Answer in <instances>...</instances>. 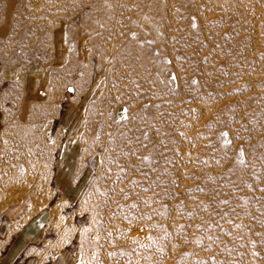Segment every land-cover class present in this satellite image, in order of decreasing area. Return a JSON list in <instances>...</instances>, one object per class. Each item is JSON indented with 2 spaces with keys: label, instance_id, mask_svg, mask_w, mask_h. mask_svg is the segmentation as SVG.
<instances>
[{
  "label": "rangeland",
  "instance_id": "obj_1",
  "mask_svg": "<svg viewBox=\"0 0 264 264\" xmlns=\"http://www.w3.org/2000/svg\"><path fill=\"white\" fill-rule=\"evenodd\" d=\"M84 1L0 0V62L27 80L12 190L35 208L61 162L73 233L55 250L46 207L32 264L101 262L90 214L113 191L108 264H264V0ZM112 53L143 61L115 68L127 91L105 110Z\"/></svg>",
  "mask_w": 264,
  "mask_h": 264
},
{
  "label": "crops",
  "instance_id": "obj_2",
  "mask_svg": "<svg viewBox=\"0 0 264 264\" xmlns=\"http://www.w3.org/2000/svg\"><path fill=\"white\" fill-rule=\"evenodd\" d=\"M26 86L27 80L23 75H19L12 66L0 62V264L33 263L34 259L26 254V245L33 242L31 239L33 232L31 235L28 232L29 229L39 228L46 207L49 209L48 226L56 233V244L53 248L57 250L73 236L71 227L62 223L65 219L61 215V210L65 206L66 199L59 183L64 180L61 162L57 161L55 168L54 179L57 182V191L49 187L44 190L43 199L36 202L35 208L30 192L23 191L17 194L12 190V182L18 179V163L12 154V149L17 147L18 142H24L25 145L30 140L21 126V108L19 110L17 108L18 102L24 99ZM28 128L32 131L31 126ZM58 129L53 130L51 138L58 133ZM49 142L51 143L52 140ZM58 143L59 139L49 146L52 152ZM29 164V169L26 161L21 164L23 167L22 176L19 177L21 180H32V163ZM50 165L52 166V163ZM47 169L49 172V168ZM45 179H49L48 175ZM17 189L24 188H21L19 183ZM39 235L40 232L36 233V237Z\"/></svg>",
  "mask_w": 264,
  "mask_h": 264
},
{
  "label": "bare ground",
  "instance_id": "obj_3",
  "mask_svg": "<svg viewBox=\"0 0 264 264\" xmlns=\"http://www.w3.org/2000/svg\"><path fill=\"white\" fill-rule=\"evenodd\" d=\"M104 1L105 0H101V1L100 0L99 1L86 0V1H84L82 3H80V4H76L75 6H80V7H83V8L85 6H89V8H91L92 10H95L97 12L99 10L98 9L99 6L101 7L102 4H104ZM101 15H103L102 17H106L105 16V12H103ZM149 26H150V24H149ZM100 32H102V29H100ZM81 43H82V41H81ZM154 45L156 47V50H157L158 54H160V55L163 54V48L159 44H154ZM57 46L59 47V45H57ZM142 52H143V50H142ZM117 55H118V53L117 54L112 53L113 63H112V67L110 68V72L108 73V75H109V85H113L114 87L113 88L108 87V89L105 91V102L102 104V107L105 110H108V108L113 106L114 104L122 103V101L124 99V96L126 95V91H127V84H126L125 78H122V76L119 75L118 72H116L115 68L119 67V66L122 67L124 65H129L130 66V64H132V63L142 62L143 61V60L140 59V57H138L137 55L134 56L133 54H130V56H126L125 59H120L119 56H117ZM125 76H126V74H125ZM122 80H124V81H122ZM106 116L108 117L107 118V124L109 125L112 122L111 121V117H109L108 114ZM101 125H102V120L98 119L97 120V124H96V128H100ZM106 148H107L108 151L111 150V146H109V145H107ZM114 193H115V191H113L111 193L112 197H113ZM112 197L111 198H109V197L106 198V204H105V206L102 209H100L99 207H96L95 210L90 214V223H89V225L92 226V227L97 225L96 227L100 231V237L99 238H100L101 243H102L101 246L99 245V246L95 247L96 252H98L100 254V256H101L102 261L101 262H95L94 264H108L109 263L108 262L109 259H110L109 256L111 255L110 251H112V249L111 250L109 249L110 246L112 245L111 236L116 237V236H118V234H120L119 233V226L117 224L116 211H115V208H114V205H113ZM95 216L100 217V218L103 219L100 224H98L95 221V218H94ZM123 230H124V231H122L123 232V237L125 239H127V240H130L131 236H130V232L128 231V229L127 228H123ZM124 241L126 242V240H124ZM113 245H118V242H115ZM111 258L113 259V257H111ZM106 260H107V262H106ZM110 264H111V262H110Z\"/></svg>",
  "mask_w": 264,
  "mask_h": 264
}]
</instances>
